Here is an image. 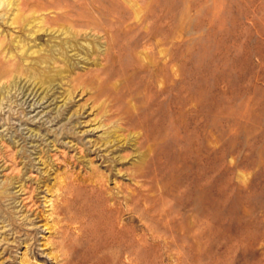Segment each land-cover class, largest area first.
<instances>
[{"label": "rangeland", "instance_id": "374dc122", "mask_svg": "<svg viewBox=\"0 0 264 264\" xmlns=\"http://www.w3.org/2000/svg\"><path fill=\"white\" fill-rule=\"evenodd\" d=\"M63 5L77 49L0 7V60L56 63L0 84V264H264V0ZM68 177L114 201H61Z\"/></svg>", "mask_w": 264, "mask_h": 264}, {"label": "bare ground", "instance_id": "6f19581e", "mask_svg": "<svg viewBox=\"0 0 264 264\" xmlns=\"http://www.w3.org/2000/svg\"><path fill=\"white\" fill-rule=\"evenodd\" d=\"M65 1L66 0H0V7H10L9 11H11V12L9 14H10V17H12V18H10V22H11L10 24L15 25L17 27H21L22 29H26V30H28L31 25H34V27H36V30L33 33L30 32L27 35L34 42L36 40H38V36H39L38 34L40 32L45 33L47 36H52L53 34L56 33L54 38H56L58 40L55 39L54 40L55 43H57L58 45L69 44L68 48L77 49L78 41H76V33H74L72 31V29L75 27H78V26L81 27L82 24L84 26H87V24H86V22L82 21L83 18H81V16L77 13V12L80 13V11L72 12L67 7H64L63 4ZM6 12L8 14V11H6ZM7 14H5V17ZM0 17H4L3 14H1ZM61 24H62V26H61ZM89 26H87V27H89ZM94 30L95 29L92 28V31H94ZM83 34H84V32H83ZM60 36H61V38H59ZM79 37H80V35H79ZM18 42H23V41H18ZM18 42H16V45H17L16 48H18L24 52L25 51L24 45L23 44L18 45L19 44ZM86 44H88V43H86ZM112 44L113 43H111L110 45H112ZM27 50H28V48H27ZM3 52H4V49H3ZM32 54H35V53H32ZM60 57H62V54H60ZM20 61H21V59H19V57L16 55L15 56L12 55L11 58L5 59L3 61L0 60V84L2 83V81H6L8 78H20V77H23L25 79L27 78L28 80L36 81L39 85H43L44 83L50 82V78L46 77V75H45L46 73L44 71L39 70L40 69L39 66H42V65L43 66H47V65L49 66L50 64L51 65L53 64L54 60L50 56H47L45 54H43L42 56H39L37 58L36 63H35L38 67H31L32 63H29V65L25 66V65L20 64ZM47 87H49V85ZM137 120H138V118H137ZM143 132L146 133L145 131H143ZM144 135H146V134H144ZM150 172H151V170H150ZM141 174H142V171L139 173V175L141 176ZM142 176L144 177V175H142ZM79 189L84 194V197L80 198L81 202L83 201L82 205L85 201L88 202L90 199L93 200V198H94V200H96V199L102 200L103 199L106 204L107 203L110 204L111 202L114 201L113 198L107 199L105 197L107 194H106L105 184H104L103 178H101V177L98 179H93V178L87 179V180H84L82 182L79 181L78 179H75L74 177H68L67 182L65 180L64 183L57 189V191L59 192L58 198H60L61 201H63L65 198H69L70 196H73V194L76 193L77 191H79ZM137 193H138V191H137ZM135 198H137V197H135ZM118 200H120V199H118ZM105 203L103 202L102 205ZM109 206L111 207V205H109ZM115 206H116V204H115ZM88 207H90V206H88ZM110 207H108V208H110ZM117 207H118V205H117ZM80 208H81V209H79L80 213H78V215H76L74 217H70L68 219H64L63 221H61V223L62 224L64 223L63 225L65 226V228H63V230L61 231V234H60L61 240H68V239L71 240L73 232L75 230L76 231H82L83 224L85 223V219H86L85 215L87 213H90L92 210L89 212L88 211L89 209L85 208V205L81 206ZM51 209H52L51 215L53 214L56 216L57 215L60 216V214L67 213L69 211V208L66 207V205H64V203L62 205H57L56 203H53L51 205ZM101 211H103V210H101ZM117 211L119 212V210H117ZM94 212H96V211H94ZM100 213H102V212H100ZM100 213H98V214H100ZM106 215H107V213H106ZM117 215H118V213H117ZM104 216H103V218H104ZM93 217L95 218V215ZM94 218L92 220H95ZM118 236H119V234H118ZM59 247H61V243H60Z\"/></svg>", "mask_w": 264, "mask_h": 264}]
</instances>
